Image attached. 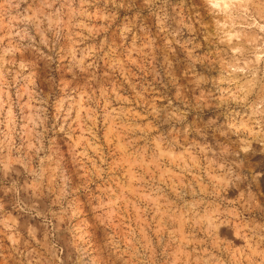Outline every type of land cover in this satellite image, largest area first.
Masks as SVG:
<instances>
[{"label": "rangeland", "instance_id": "obj_1", "mask_svg": "<svg viewBox=\"0 0 264 264\" xmlns=\"http://www.w3.org/2000/svg\"><path fill=\"white\" fill-rule=\"evenodd\" d=\"M214 2L0 0V264H264V0Z\"/></svg>", "mask_w": 264, "mask_h": 264}, {"label": "bare ground", "instance_id": "obj_2", "mask_svg": "<svg viewBox=\"0 0 264 264\" xmlns=\"http://www.w3.org/2000/svg\"><path fill=\"white\" fill-rule=\"evenodd\" d=\"M215 2H214V4H216V5H218V6H222L221 5V0H214ZM262 29L264 30V25L262 24ZM234 34V33H233ZM233 34H230V37H232L233 36ZM264 39V38H263ZM231 41V40H230Z\"/></svg>", "mask_w": 264, "mask_h": 264}]
</instances>
